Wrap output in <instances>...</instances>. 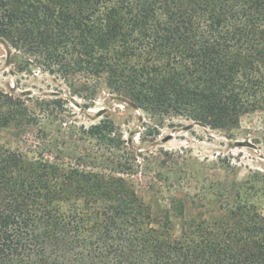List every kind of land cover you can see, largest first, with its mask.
<instances>
[{
  "label": "trees",
  "instance_id": "trees-1",
  "mask_svg": "<svg viewBox=\"0 0 264 264\" xmlns=\"http://www.w3.org/2000/svg\"><path fill=\"white\" fill-rule=\"evenodd\" d=\"M0 41L71 94L106 91L154 128L180 116L232 130L244 113L264 109V0H0ZM39 102L62 106L60 98ZM52 111L30 112L0 91V128ZM82 128L104 147L122 148L111 120ZM39 156L0 151V264H264L261 216L175 241L167 227L157 235L149 207L123 178L73 179ZM124 217L143 231L137 238L118 228Z\"/></svg>",
  "mask_w": 264,
  "mask_h": 264
},
{
  "label": "rangeland",
  "instance_id": "rangeland-1",
  "mask_svg": "<svg viewBox=\"0 0 264 264\" xmlns=\"http://www.w3.org/2000/svg\"><path fill=\"white\" fill-rule=\"evenodd\" d=\"M20 55L0 41V91L17 102L25 100L30 112L53 111L21 128L16 122L1 127L0 151L20 150L38 160L41 155L73 179L81 174L91 182L123 178L127 193L135 192L149 207L157 235L167 227L175 241L202 240L236 229L249 217L264 218V109L244 113L232 130L180 116L167 117L154 128L146 113L106 91L87 87L80 90L84 98L71 94L61 78L28 66ZM55 98L62 106L39 102ZM103 119L121 133L122 148L108 149L84 135L82 127ZM62 179L58 175L57 181ZM52 206L64 210L67 205ZM129 223L124 217L118 228L127 238H137L143 231ZM137 245L143 261L148 260V249Z\"/></svg>",
  "mask_w": 264,
  "mask_h": 264
}]
</instances>
